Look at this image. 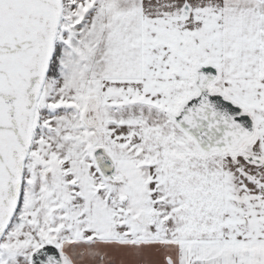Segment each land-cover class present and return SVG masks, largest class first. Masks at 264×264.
<instances>
[{"label": "snow or ice", "instance_id": "snow-or-ice-1", "mask_svg": "<svg viewBox=\"0 0 264 264\" xmlns=\"http://www.w3.org/2000/svg\"><path fill=\"white\" fill-rule=\"evenodd\" d=\"M0 264H264V0H0Z\"/></svg>", "mask_w": 264, "mask_h": 264}]
</instances>
